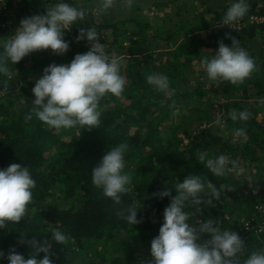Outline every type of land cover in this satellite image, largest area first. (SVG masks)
<instances>
[{
    "label": "trees",
    "instance_id": "obj_1",
    "mask_svg": "<svg viewBox=\"0 0 264 264\" xmlns=\"http://www.w3.org/2000/svg\"><path fill=\"white\" fill-rule=\"evenodd\" d=\"M81 1L47 0L42 3L38 0H0V57L4 54L5 41L20 27L22 19L43 15L47 7L58 3L78 7ZM124 4H128L127 0H124ZM151 4L156 7L169 5L174 12L175 17L166 12L161 17L156 15L157 20L165 25L163 31L154 27L149 11L142 15H113L110 18L103 13L101 20L91 12L86 21L77 22L70 30H64V39L69 42V50L65 54L57 57L51 49L34 52L16 65L8 61L10 75L0 74V88L16 89L20 83L34 87L49 65L70 64L77 54L90 50L91 44L86 37L77 42L81 27L95 28L108 52L119 49L130 53L120 69L127 80L125 91L121 98L106 96L100 101L101 125L91 131L79 126L57 130L35 117L25 123V116L33 108V101L22 93L10 91L0 96V169H6L13 163L21 164L29 168L36 182L25 219L20 223H6L4 228H0V251L5 253V258H0V264H9L6 256L12 248L26 259L30 258L34 248L26 241L33 238L41 244L46 241L51 246L50 259L53 264H136L132 259L128 260L135 248L132 242L137 237L136 231L154 227L163 207L171 203V197L160 198L153 193L171 189L172 195H175V184L187 176H199L204 183V203L199 207L201 211L205 205L211 207L221 229L240 223L242 214L232 219L237 204L241 209H246L250 208L252 202L264 201V173H259L254 186L250 181H234L230 185L226 182V176L213 175L198 160L200 155H205L206 159L216 156L212 145L220 139L206 130L216 112L214 107L217 103L210 97L215 93L230 94L228 101L237 113H250L246 121H233L228 115L227 134L223 140L232 141V147L250 150L252 159L256 158L258 149H264V96L261 95L264 94V52L257 54L253 45L244 40L247 37H259L264 47V23L220 28L208 41L209 45L216 48L221 40L231 47L232 38H236L239 46L256 62L257 70L251 78L241 85L213 82L207 78L203 67L197 73L194 72L195 79H192V71L196 70H188L187 65L193 63V54L202 44L197 32L202 28V23H207L206 18L201 13L189 17L192 12L180 0H132L128 5L143 11L144 7L150 9ZM4 8L15 10L7 17ZM253 9L254 5L249 7L243 19ZM260 9L264 11V7ZM123 34L131 38L128 45L121 42ZM146 38H151L149 42L160 44V49L145 52L142 41ZM168 43L176 45V48L169 51L170 67L162 73L170 82L168 92L162 93L147 82V76L155 74L148 64L152 57L157 55L161 58L164 55L163 49L168 48ZM13 78L18 82L10 85ZM251 98L255 105L249 103ZM182 101H188L187 105L191 107L188 114H181ZM173 111H178V115L173 116ZM186 120H195L193 124H197L196 129L193 125L189 128ZM200 127H203V131H199ZM236 127L246 129L251 139L236 142L238 136L231 131ZM192 129L196 132H192ZM184 137L187 140L184 141ZM125 142L129 145L125 153V171L132 176L131 184L128 185L131 192L122 196L121 203L116 204L103 194L102 189L93 185L91 172L108 151ZM49 148H55L51 155L48 153ZM209 184L220 191V198H212L211 205L207 203L209 197L206 195ZM55 194L66 204L50 202L49 199ZM133 203L137 207V219L141 221L136 225L129 224L117 215L118 212L126 215L127 208ZM54 230H60L69 237L66 245L56 243ZM123 233L127 237L122 236ZM254 236L257 249L252 241L247 242V252H264V239H260L264 238V234ZM22 240L25 242L22 243ZM113 240L117 241L115 249L124 248L127 253L114 254L108 262L105 248ZM121 240L124 244L120 243ZM44 255L41 252L36 258L43 259Z\"/></svg>",
    "mask_w": 264,
    "mask_h": 264
},
{
    "label": "clouds",
    "instance_id": "obj_2",
    "mask_svg": "<svg viewBox=\"0 0 264 264\" xmlns=\"http://www.w3.org/2000/svg\"><path fill=\"white\" fill-rule=\"evenodd\" d=\"M114 2L102 0L101 9H110ZM127 2L130 5L132 0ZM248 11L249 4L245 0L232 3L222 17V25L231 27L245 17ZM85 17L86 12L82 8L58 3L47 7L43 15L22 19L20 27L3 45L0 74L9 76L8 61L16 65L34 52L51 49L56 55L65 54L69 50V42L64 39V30H70L77 22H83ZM85 37L91 44L89 51L77 54L70 64L53 63L44 69L43 76L32 89L35 99L33 108L25 116V123L35 117L57 130L79 126L91 131L101 125L100 101L106 96L122 97L127 85L120 71L123 57L107 54L95 28L81 27L77 42ZM202 64L210 81H225L231 85L243 84L257 70L255 60L239 46L234 37L231 47L223 40L219 41L218 51L211 59L203 58ZM147 82L162 93H167L170 87L169 78L163 74L148 75ZM172 115H178V111H173ZM229 115L233 121H246L250 118L249 112L237 113L234 109L230 110ZM236 135L246 139V129H237ZM128 150L126 142L112 148L91 172L93 185L102 189L103 194L116 204L121 203L122 196L131 192L128 185L131 184L132 176L125 171V153ZM198 160L217 177H224L231 170L225 155L215 159H206L205 155H200ZM231 163L235 167L238 162ZM35 186L36 182L28 167L13 163L6 169H0V228H4L6 223H20L25 219ZM175 191V195H172L171 189L153 193L160 198L171 197V203L164 209V223L159 235L151 242V255L154 259L150 264H264V252H252L241 261L245 249L244 240L234 231H221L217 221L198 220V228L189 223L192 217L184 209L191 205L201 212L199 206L204 203L202 194L205 193V185L199 176L185 177L182 182L175 184ZM206 195L209 197L207 203L211 205L212 198H220V191L209 184ZM126 211V215L124 212H118L117 215L131 225L141 223L137 219L135 203ZM202 234H210L211 238L200 243L198 241ZM53 238L61 245H66L69 240L60 230H54ZM26 242L34 248L31 257L26 259L12 248L6 256L9 264H53L50 259L51 246L46 241L41 244L33 238ZM41 252L45 253L43 259H37ZM0 258H5L3 251H0Z\"/></svg>",
    "mask_w": 264,
    "mask_h": 264
},
{
    "label": "rangeland",
    "instance_id": "obj_3",
    "mask_svg": "<svg viewBox=\"0 0 264 264\" xmlns=\"http://www.w3.org/2000/svg\"><path fill=\"white\" fill-rule=\"evenodd\" d=\"M4 1V0H2ZM39 2H46L47 0H38ZM86 4V5H85ZM101 5H102V0H82L79 4H77L78 7L82 8L85 12H86V17L85 20L86 21L88 19V15L89 13H93L94 16L98 19L101 20L103 17V13H106V17L110 18L113 15H130V14H145L148 13L149 11V18L154 22V27L158 30V31H163L164 28V24H161V22L159 20H157L156 15H160V17L162 15H165V13L159 11V14L156 13V9H158V7H155V5L151 6L150 10L148 7H144L143 11H137L135 9H133L132 7H129V5H125L124 4V0H115L113 7H111L108 10H102L101 9ZM5 11H3L7 17H10L13 12H14V8H4ZM154 12V13H153ZM192 12V11H191ZM189 13V17H194L196 15H199L200 13ZM225 14H215L212 16H208L207 19V23H202V28L198 30L197 34L198 37L202 40V44L197 48V51L193 54L195 59L193 61V63L187 65V69L191 70V69H195L196 71H192V79H195V76L193 75L194 72L197 73L198 69H202L203 67H205L202 64V60L203 58L207 57L209 59H211L213 57V55L218 51V48H216L215 46H211L208 44V41L211 37V35L215 32V25L222 24V17ZM175 15H171V17H174ZM213 17V18H212ZM9 19V18H8ZM1 21V18H0ZM218 22V23H217ZM223 27V25H221ZM220 26V27H221ZM228 26H224V28H226ZM14 35V33H13ZM121 42L124 45H128L131 42V38H129V36H127L126 34L121 35L120 37ZM149 39L151 38H146V40H143L142 43L144 42V51L148 52L149 50H154V51H158L160 49V44L156 43V42H149ZM102 43V42H101ZM226 44V43H225ZM167 45L168 48L163 49L164 50V55L161 58H158V56H154L152 57V59H150V62L148 64V67L151 69V71L155 74H162L163 72H166L169 69V65L170 62L168 59H170L171 56H169V51L170 50H174L176 48V45L174 46V44L172 43H168ZM227 45V44H226ZM105 49H106V45ZM229 46V45H228ZM230 47V46H229ZM106 52L109 56L115 55L118 57H123V59L128 58V56L130 55V53H127V51H122L119 49H116L113 53L108 52L106 49ZM39 53V52H38ZM59 57V55L57 56ZM200 74V73H198ZM201 76V75H200ZM14 82H18L16 78H13V80L10 82V85H12ZM191 84H194V81H191ZM33 87L31 85L28 84H24V83H20L19 86L16 89H10V88H5L4 91L5 92H16V93H22V95H24L25 97H28L30 100H34L35 96L34 93L32 92ZM262 96H264V94H261ZM230 94H225V93H215V94H211L210 97L212 99H214L217 103V105L214 107V110H216V112H214V117L213 119H211V121L208 123V129L207 133H213L217 138H219L220 140L217 141L216 143H214L212 146L215 147L214 152L216 153L215 158H218L220 155H225L228 160H229V165L228 168L231 169L228 174L226 175V182L229 183L230 185H233L234 181H237V183L239 182H244V181H250L252 183V185L254 186L256 181L259 178V173H264V149H258L257 150V156L256 158L252 159V152L248 149H241L240 147H232V144H234L232 141H224L223 137H225V135L227 134V128H226V119L229 115L230 110H235V107H233L232 104H230V102L228 101V99L230 98ZM253 103L254 105L256 104L253 99L251 98L249 100V103ZM188 101H182V108H180L181 114H185L191 110V107L187 105ZM259 115H261L259 113ZM188 119H191V117L188 116ZM195 119V118H194ZM195 122V120L191 121H187L186 120V124L188 125L189 128H192L191 126L193 125V127H195L196 129V125L197 124H193ZM211 123V124H210ZM190 125V126H189ZM212 125V126H211ZM205 125L203 124V127ZM203 127H200L199 131H203ZM239 128H232L231 131L233 133L236 134V130ZM64 130V129H63ZM205 130V131H206ZM192 132H196L194 129H192ZM203 133V132H202ZM206 133V134H207ZM182 135V134H180ZM247 138L245 139L244 137H240L238 136V139L236 138V142L239 141H246V140H250V134L246 133ZM187 140V138L184 137V141ZM231 145V146H230ZM55 151V148H49L48 149V153L49 155H51L53 152ZM232 161H236L238 162L237 165L235 167H233L232 165ZM133 166V165H132ZM132 168V167H131ZM50 202H58L60 205H64L66 204L65 201L62 200V198L60 196H58L57 194H55L54 196H52L49 199ZM257 203H264V201H257V202H252L250 208L246 209H241L240 206L237 204L235 207H237L235 213L232 216V219L235 218V215H241L242 214V218L240 223L249 215V214H255V209H254V205ZM169 204H166L163 209L161 210V212L158 215V218L156 220V224L154 227L152 228H144V229H138L136 231V235L137 237L133 238V242H132V246H135L132 255L128 258L132 259L134 261V263L136 264H147V262H151L153 261V257L151 255V242L152 240L157 237L159 235V230L160 227L162 226V224L164 223V209L168 206ZM194 206H191L186 209L185 211L188 212L190 214V216L192 217L189 220L190 224H194L197 228L199 227V224H196V222L198 221V219L200 218H204L205 220L208 219H212L214 221H217L216 218L213 216V209L207 205L204 206V210L201 212H198L196 208H193ZM225 221V220H223ZM219 223V227H220V222L217 221ZM239 223V224H240ZM238 223H235V225ZM229 228V227H228ZM228 228L225 229H221V231L227 230ZM264 233H262L261 235L263 236ZM122 236L127 237V234L123 233ZM250 236V235H249ZM253 236H251V239L249 240H244L245 242V249H244V256L241 258V261H243L244 259H247L248 256L251 255V253L247 252V242H251L253 243V246L255 249H257V245L255 244V240H253ZM255 237V236H254ZM211 236H207V234H202L201 238L198 242L203 243L205 240L210 239ZM248 238V237H247ZM261 240H263V237H260ZM123 240V239H122ZM121 240V244H124V241ZM117 247V241L113 240L110 241L107 245V247L105 248V253L107 255L108 258V262H110V259L112 257V255L114 254H122V255H126V250L124 248H120L115 249ZM127 260V261H128ZM102 264H105L104 262ZM120 264H124V263H120ZM125 264H130L129 262H126Z\"/></svg>",
    "mask_w": 264,
    "mask_h": 264
},
{
    "label": "crops",
    "instance_id": "obj_4",
    "mask_svg": "<svg viewBox=\"0 0 264 264\" xmlns=\"http://www.w3.org/2000/svg\"><path fill=\"white\" fill-rule=\"evenodd\" d=\"M161 1H168V0H161ZM255 1L256 0H245V2L249 4V7L254 5L253 10H255L256 8L260 9V8L264 7V0H257V2L254 4ZM180 2L186 9H188L194 13H201L204 15L205 18H208L209 15L212 16L215 14H217V15L223 14V13L226 14L224 12V9H228V7L232 3L238 2V0H180ZM152 5L154 6V4H151L150 7ZM129 7H131V6H129ZM156 10H157L156 13H158V14H159V11H161L163 13L166 12L169 15L174 14L173 10L169 7V5L164 6V7H158V9H156ZM221 25H219V24L215 25V27H216L215 31H218V29H220V28H224V25H223V27ZM244 40L253 45L257 54L264 52V47L261 44L259 37H247Z\"/></svg>",
    "mask_w": 264,
    "mask_h": 264
},
{
    "label": "built area",
    "instance_id": "obj_5",
    "mask_svg": "<svg viewBox=\"0 0 264 264\" xmlns=\"http://www.w3.org/2000/svg\"><path fill=\"white\" fill-rule=\"evenodd\" d=\"M247 23H264V11L256 8L249 13L246 19L242 18L241 20L232 24L231 27L240 28ZM5 88L6 87L0 88V96L6 93L4 91ZM254 209L255 214H249L240 224L238 223L233 227H229L227 230L238 233L243 240H249L251 239L252 235H261L264 233V203L255 204ZM198 220H203L205 222L207 221L204 218H200Z\"/></svg>",
    "mask_w": 264,
    "mask_h": 264
}]
</instances>
